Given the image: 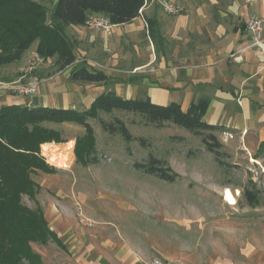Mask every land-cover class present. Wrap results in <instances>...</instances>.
<instances>
[{
  "label": "crops",
  "instance_id": "obj_1",
  "mask_svg": "<svg viewBox=\"0 0 264 264\" xmlns=\"http://www.w3.org/2000/svg\"><path fill=\"white\" fill-rule=\"evenodd\" d=\"M172 1L184 7V13L167 15L150 0L138 18L113 25L109 32L68 27L76 62L59 72L47 64L29 76L22 72L28 56L22 64L8 66L12 76L0 80V107L86 111L108 91L125 99L149 98L159 105L178 103L184 111L203 99L209 101L206 123L221 126L220 133L232 132L235 139L230 142L248 153L264 150V50L251 46L252 36L245 29L250 16H259L264 39V0ZM81 66L105 73L108 81H72V73ZM32 80L39 81L33 95H19L11 88L12 82ZM64 126L76 134L85 131L75 123ZM63 141L43 145L69 147L71 166L56 168L46 161L57 172L40 173L51 182L38 183L41 189L33 201L41 205L58 238L46 245L32 244L43 264H148L155 257L185 264H264V224H250L244 203L238 210L239 189H215L214 207L204 223L202 209L197 208L189 217L163 213V224H144L147 220L130 197L91 188L92 182L108 178L74 175L72 168L79 164L77 136L64 135ZM68 143H73L72 150ZM173 171L176 180L182 178ZM79 181L88 182L85 190L75 188ZM226 188L234 194L235 205L226 201ZM77 202L96 222L93 228L82 227L74 218Z\"/></svg>",
  "mask_w": 264,
  "mask_h": 264
},
{
  "label": "trees",
  "instance_id": "obj_2",
  "mask_svg": "<svg viewBox=\"0 0 264 264\" xmlns=\"http://www.w3.org/2000/svg\"><path fill=\"white\" fill-rule=\"evenodd\" d=\"M150 0H0V74L10 65L19 64L25 53L37 44V52L53 60L55 71H62L76 62V44L67 28L84 26L91 14L108 16L114 25L129 24L141 15ZM51 4V6L47 5ZM1 78V76H0ZM3 77L0 80H7ZM71 80L79 83H104L108 76L87 66L77 68ZM209 101L198 100L187 111L180 104H155L149 98L125 99L108 91L95 99L86 111L50 107L4 105L0 107V264H43L32 244L46 245L57 241L43 208L24 203V197L37 200L40 185L33 178L38 173L54 174L57 169L41 155L45 143H63L61 131L48 124L77 123L85 135L75 146L77 161L84 166L92 162L96 151L95 131L88 119H98L104 131L120 134L126 141L134 137L119 118L111 123L101 118L116 110L139 114L146 125L164 128L167 123L185 128L202 138L218 158L221 147L215 133L221 126L206 123L203 118ZM116 124H114V123ZM73 148V143H69ZM67 144V145H69ZM149 172L174 182L178 175L163 162L152 158ZM258 192L244 190L250 206L260 203Z\"/></svg>",
  "mask_w": 264,
  "mask_h": 264
},
{
  "label": "rangeland",
  "instance_id": "obj_3",
  "mask_svg": "<svg viewBox=\"0 0 264 264\" xmlns=\"http://www.w3.org/2000/svg\"><path fill=\"white\" fill-rule=\"evenodd\" d=\"M47 5L51 6L50 3ZM36 49L37 44L35 43L19 63L22 64L27 56L28 59L33 56L37 52ZM47 64L53 65V60L47 59ZM26 67L27 62L22 70L24 74H26ZM0 76L11 77L12 71L4 69ZM32 81L39 82L38 80ZM14 83L28 82H12ZM101 118L108 123L119 118L126 124L134 139L126 141L120 134L104 131L98 119H88L95 131L99 150L94 152L91 159L93 164L90 162V167L83 168L79 163L73 167L74 169L72 168V172L79 179L81 174H85L87 176L85 178L96 174L108 178L109 180L92 182L91 188L130 197L141 210V215L147 220L141 223L163 224V213L167 215L184 213L189 217L191 212L197 208L202 209L200 212L201 218H204L203 223L209 221L207 214L210 213V208L214 207L216 199L213 191L218 187L225 185L231 187L232 185L239 189L238 210L241 211L244 203L243 205L248 210L246 214H248L250 224H264V150L248 153L236 141L233 143L230 142L231 140L222 141L221 133L217 132L215 135L221 147L218 149V158H216V154L208 150L201 137L172 123H167L164 128H157L153 125H146L144 118L139 114L131 115L120 110L111 114L103 113ZM63 124H55V126L48 124L49 127H56V130L61 131L62 140L67 134L77 136L78 139L86 133L84 131L76 134L72 127L66 128ZM59 126L62 127L59 128ZM78 126L84 128L81 125ZM68 146L72 150L71 145ZM47 147L43 145L41 155L48 162L49 159L45 154ZM152 158L160 160L163 162V167H170L172 171L173 168L177 169L183 175L182 178L170 182L162 180L156 173L149 172V168L154 166ZM55 167L58 168V166ZM33 178L38 183H42V180L47 184L51 182L48 177L41 178L40 173L34 175ZM87 183L79 181L75 188L85 190L83 186ZM228 189L230 190L226 188L224 191ZM237 189H234V192ZM246 189L258 192L260 203L257 206L247 204L244 196ZM234 199L233 205L237 203L235 196ZM23 201L31 208L36 207V204L26 196ZM77 204L79 203H75L73 209L74 218H76ZM152 209H155V212Z\"/></svg>",
  "mask_w": 264,
  "mask_h": 264
},
{
  "label": "built area",
  "instance_id": "obj_4",
  "mask_svg": "<svg viewBox=\"0 0 264 264\" xmlns=\"http://www.w3.org/2000/svg\"><path fill=\"white\" fill-rule=\"evenodd\" d=\"M155 1L159 4L162 11L167 15L178 16L184 13L185 11L184 7L174 3L172 0H155ZM148 2L149 1H146L145 6L147 5ZM113 25L114 24L112 23L111 19L108 16L91 14L87 17L84 27L98 32H103V31L109 32L112 29ZM262 25H263V20L257 15H252L245 21V29L252 36L251 46L260 47L264 50ZM46 64H47V59L41 56L38 52H35L33 56H30V58L27 61L25 75L26 76L32 75L37 68L44 66ZM38 83L39 82L36 81L35 82L32 81L28 83H14L12 84L11 88L15 93L19 95L29 96L37 92ZM220 137L222 141L229 142L230 140L234 139V134L232 132L225 131L221 133ZM76 219L78 220V223L85 228H93L96 225V222L85 213L83 205L80 203L76 205ZM148 264H185V263L182 261H176L172 263L165 261L159 257H155Z\"/></svg>",
  "mask_w": 264,
  "mask_h": 264
},
{
  "label": "bare ground",
  "instance_id": "obj_5",
  "mask_svg": "<svg viewBox=\"0 0 264 264\" xmlns=\"http://www.w3.org/2000/svg\"><path fill=\"white\" fill-rule=\"evenodd\" d=\"M45 154L48 157L49 161L58 167H68L72 161V154L69 148L66 146L57 147L54 145H50L45 148ZM226 201L230 204H234V197L229 189L226 192Z\"/></svg>",
  "mask_w": 264,
  "mask_h": 264
}]
</instances>
